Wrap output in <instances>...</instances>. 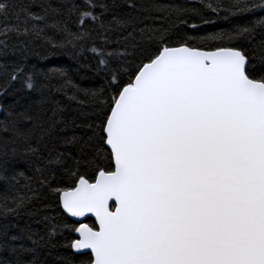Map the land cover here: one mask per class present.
I'll return each instance as SVG.
<instances>
[{
    "label": "snow or ice",
    "instance_id": "6c2138e0",
    "mask_svg": "<svg viewBox=\"0 0 264 264\" xmlns=\"http://www.w3.org/2000/svg\"><path fill=\"white\" fill-rule=\"evenodd\" d=\"M204 6L238 19L199 36L175 3L0 0V264H264V0ZM13 35L90 51L104 83Z\"/></svg>",
    "mask_w": 264,
    "mask_h": 264
},
{
    "label": "trees",
    "instance_id": "16d2710c",
    "mask_svg": "<svg viewBox=\"0 0 264 264\" xmlns=\"http://www.w3.org/2000/svg\"><path fill=\"white\" fill-rule=\"evenodd\" d=\"M123 0H117V3H122ZM160 3H175L180 5H185L187 7H195L201 10V15L208 20L212 21L208 24H203L200 16H190V20L195 22L199 27L197 29H191L187 26H182L186 32L189 34H195L199 36L207 35L212 32H219L224 30H229L233 27L232 21L238 19L236 17H229L225 19V13L221 12L219 15L212 12L210 9L205 7L204 5L207 3L215 4L217 0H158ZM119 11V9H117ZM254 19L260 18L259 16H254ZM73 19H75L73 17ZM73 29L75 26L73 25ZM95 38V34H93ZM10 45H20L24 44L27 49V54L29 59L27 63L29 65H36L37 68L46 70L47 68H62L66 70L70 76L73 77L74 82L80 84L84 88H98L104 83V73L100 75H96L95 73V64L96 60L94 59V54L90 51H85L83 56H77L76 50L67 47L63 50L56 51L55 55H49V53L54 50L49 49L42 41H28L26 43L25 37L17 38L14 35L11 37L9 41ZM99 39H97V45L99 46ZM92 45L91 41H89L85 48H90ZM2 59V58H0ZM9 59H15L13 57H9ZM81 64H87L89 67H81ZM19 99V94L13 95H5L0 97V105L8 106L14 103V100ZM20 171H25L23 166H20ZM26 175H31V173L25 172ZM21 179V183L18 187L20 192L25 191L23 185L24 180ZM10 194L8 191V187L3 183H0V196ZM60 210L57 209V212ZM49 260H52V257H49Z\"/></svg>",
    "mask_w": 264,
    "mask_h": 264
},
{
    "label": "water",
    "instance_id": "95a60500",
    "mask_svg": "<svg viewBox=\"0 0 264 264\" xmlns=\"http://www.w3.org/2000/svg\"><path fill=\"white\" fill-rule=\"evenodd\" d=\"M71 219V218H70Z\"/></svg>",
    "mask_w": 264,
    "mask_h": 264
}]
</instances>
